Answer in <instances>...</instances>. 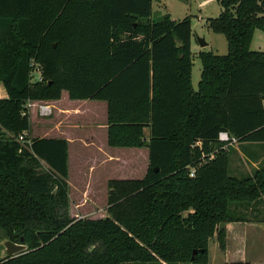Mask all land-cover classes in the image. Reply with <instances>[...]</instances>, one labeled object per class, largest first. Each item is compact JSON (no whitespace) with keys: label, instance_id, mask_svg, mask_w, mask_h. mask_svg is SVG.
<instances>
[{"label":"trees","instance_id":"trees-1","mask_svg":"<svg viewBox=\"0 0 264 264\" xmlns=\"http://www.w3.org/2000/svg\"><path fill=\"white\" fill-rule=\"evenodd\" d=\"M217 1L208 26L228 52H199L194 90L189 16L153 20V0H0V226L27 246L0 264H209L215 235L226 249V223L244 220L232 205L264 195V170L230 175L219 140L264 141V51L251 49L264 0ZM64 90L107 102L111 146L149 148L146 176L109 181L105 218L71 216L66 139H19Z\"/></svg>","mask_w":264,"mask_h":264},{"label":"rangeland","instance_id":"rangeland-1","mask_svg":"<svg viewBox=\"0 0 264 264\" xmlns=\"http://www.w3.org/2000/svg\"><path fill=\"white\" fill-rule=\"evenodd\" d=\"M221 12V5L217 0H153V20H159L165 15H170L171 19L179 20L186 16H189L192 23V37H191V50L193 56V73H192V82L193 87L195 89L198 88V83L201 79L202 72V62L199 57V52L201 51H212L215 54L225 55L228 52V41L226 36L222 33L214 32L208 26V19L218 17ZM204 38L208 43L206 46H201L199 39ZM251 49L264 51V31L257 29L254 33V38L251 43ZM34 77H38V72H34ZM7 95L6 88L3 84H0V98H4ZM68 91L64 90L62 93V105L69 106L74 108L69 102ZM92 102V101H91ZM105 103V102H103ZM99 102L98 104H103ZM78 112L72 111L69 116L73 119L76 117L83 118L87 122L83 126L75 129V138L76 141L72 143L71 151L74 147H77L79 150H83L85 148V144L82 139H90L92 129H96V122H90L91 120L98 119V112L95 114L92 111H87L81 107H79ZM105 118L107 116V112L104 113ZM31 121V129L33 135H37V133L45 132L46 134L51 133L48 130V124L50 122H46L49 119V116H39L34 112L31 113L30 116ZM105 127V139L107 138V126L108 122H104ZM102 127V126H101ZM30 129V130H31ZM77 135V136H76ZM101 136V133H99ZM107 147V155H112L113 157L109 158L108 156L102 155L98 152L95 160L93 159H85L82 158L78 160L77 158H73L71 160L72 168L70 166V174L68 176L69 189L71 191L75 188L76 185H80L77 187L80 191L85 186L86 182L92 181V184H87L88 186L93 184L95 186L94 190L90 189V195L94 197L95 203L99 206H95L96 211H92V203L90 199L88 200V204L86 203L84 206L80 207L83 210L81 214H85V217L92 218H105L108 215L106 212L105 206L108 205V202H103L101 200L109 199V181L112 179H126V178H143L146 176L148 168L150 166V159L148 157V148L140 149L138 153L131 154L130 152H136L132 147ZM75 152L72 151V155ZM76 154V153H75ZM82 157H84L82 153ZM80 161V163H79ZM93 166L92 170L90 167ZM79 170L78 176H75V172ZM232 175L234 172L231 173ZM86 185V186H87ZM86 188V187H85ZM78 191V192H80ZM82 192V191H81ZM72 196L74 198L73 204L71 205V212H76L78 207L75 206L77 202V191L72 192ZM90 204V205H89ZM88 205V206H87ZM75 209V210H74ZM79 212V211H78ZM93 212V213H91ZM71 216L74 218H78L74 215ZM248 233L255 235V232H262L260 230L254 231L253 229H248ZM9 239L6 230L0 226V261L6 258L8 255L6 253L5 242ZM247 240V239H246ZM247 251L248 256L253 258L255 253L258 251L264 253V239L260 238V240H256L254 237L248 238L247 240ZM259 244H258V243ZM236 242L230 241V245H235ZM27 248V246H26ZM209 264H225L224 263V253L226 254V249L222 250L217 241L216 235L209 240ZM22 252V251H21ZM20 253V252H19ZM17 253V254H19ZM17 254L13 255L16 256ZM125 264H156V263H142V262H126ZM165 264V263H162Z\"/></svg>","mask_w":264,"mask_h":264},{"label":"crops","instance_id":"crops-1","mask_svg":"<svg viewBox=\"0 0 264 264\" xmlns=\"http://www.w3.org/2000/svg\"><path fill=\"white\" fill-rule=\"evenodd\" d=\"M194 65V62H193ZM193 73V69H192ZM202 73V72H201ZM201 80V79H200ZM200 82V81H199ZM193 85V82H192ZM199 85V83H198ZM194 88V87H193ZM198 89V88H197ZM194 88V90H197ZM69 97V94H68ZM69 102L67 104H70L72 106H75L74 108H71L66 105H62V97L59 100H53L48 101L50 104L54 106L53 112L51 115H49V119L46 120V122H50L48 124V130H50L51 133L46 134L44 131L37 133V135H33L32 129L30 132L26 133L29 135V138L33 137H46V138H63L68 141L69 144V174H70V166L72 168L71 160L73 158H77L78 160H81L82 158L85 159H93L98 155V152H100L102 155L108 156L109 158L113 157L111 154L107 155V147L111 146L108 143V127L107 126V138L105 139V127L104 122H108V104L104 100H94V99H71L69 97ZM92 101V102H91ZM99 102H105L103 104H98ZM83 108L85 110L92 111L93 114L98 112V119L97 120H91L90 122H96L97 127L96 129H92L90 139H82L85 148L83 150H79L77 147H74L72 151L75 153L72 155L71 146L72 143L76 141L75 135V129L83 126L87 122L83 118L76 117L75 119L71 118L69 114L74 111L78 112L76 115H78L80 112V108ZM105 112H107V116L105 118ZM38 115V114H37ZM102 126V127H101ZM106 126V125H105ZM146 136L148 137L149 130L146 129ZM99 133H101V136H99ZM77 136V135H76ZM28 141L30 139H27ZM119 147V146H114ZM144 147H132L134 148L136 152H130L131 154H135L140 152L139 150ZM148 148V147H147ZM149 149V148H148ZM82 153L84 157H82ZM148 157H149V150H148ZM80 163V161H79ZM93 166L90 167L92 170ZM257 170H264V141L259 142H252V141H243V142H237L234 145L229 147V172H234L232 176L236 177H247L253 175ZM79 170L75 172V176H78ZM68 174V176H69ZM68 179V178H67ZM68 182V181H67ZM92 181H87L85 186L82 188V192L77 188L80 185H76V189L74 188V191H77V202L76 205L78 207L76 212H71V205L73 204V196L71 189H69V196H70V213L72 215L79 218H86L85 214H81V211L83 210L82 206H84L88 200L90 199L89 203H92V211H96L94 208L95 206H99L97 203H95V198L90 195V189L95 188L96 184L91 187ZM69 185V183H68ZM87 185V186H86ZM86 187V188H85ZM80 191V192H78ZM103 202H108L107 199L101 200ZM88 204V203H87ZM90 205V204H89ZM88 206V205H87ZM108 206H105L106 212L108 213ZM233 211L243 217L244 220L242 221H232L228 222L225 225L226 228V254L224 253V263L225 262H231V261H249L251 264H264V253H261L258 251L255 253L253 258H250L248 256L247 251V240L248 238L254 237L256 240H260V238L264 239V195L259 197L258 199L254 200L251 203H239L232 205ZM75 210V209H74ZM79 211V212H78ZM93 213V212H91ZM109 215V214H108ZM92 218V217H87ZM92 219H98V218H92ZM248 229H253L254 231L260 230L262 232V235L260 232H255V235L248 233ZM217 237V236H216ZM247 239V240H246ZM230 241L236 242L235 245H230ZM258 243V242H257ZM259 244V243H258Z\"/></svg>","mask_w":264,"mask_h":264},{"label":"built area","instance_id":"built-area-1","mask_svg":"<svg viewBox=\"0 0 264 264\" xmlns=\"http://www.w3.org/2000/svg\"><path fill=\"white\" fill-rule=\"evenodd\" d=\"M32 66H33V72L37 71L38 72V77H40L39 75V69L37 67V65H35L34 62H32ZM1 84V83H0ZM36 103H32V102H28L26 104V107H31L32 105H35ZM52 110L53 107L50 104L47 103H38V113L41 116H49L52 114ZM20 141L22 142H28V140L26 139V133L21 134L19 136ZM219 140L223 143V148H229L230 146L234 145L235 143L238 142V139L234 136H232L231 134H229L226 131H222L219 134ZM194 170H192L191 175L194 176Z\"/></svg>","mask_w":264,"mask_h":264},{"label":"water","instance_id":"water-1","mask_svg":"<svg viewBox=\"0 0 264 264\" xmlns=\"http://www.w3.org/2000/svg\"><path fill=\"white\" fill-rule=\"evenodd\" d=\"M201 46H206L208 43L204 38L199 39ZM155 170L157 171L158 168L156 167ZM23 240V238H22ZM5 247H6V253L8 256H13L21 251H24L26 249V244L23 242H15L12 239H8L5 242ZM197 251H194V254H196Z\"/></svg>","mask_w":264,"mask_h":264}]
</instances>
